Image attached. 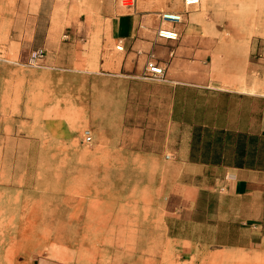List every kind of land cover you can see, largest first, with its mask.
I'll list each match as a JSON object with an SVG mask.
<instances>
[{
  "label": "rangeland",
  "instance_id": "rangeland-1",
  "mask_svg": "<svg viewBox=\"0 0 264 264\" xmlns=\"http://www.w3.org/2000/svg\"><path fill=\"white\" fill-rule=\"evenodd\" d=\"M141 1L120 0L126 12ZM106 2L0 0V264H264V251H185L169 238L167 171L103 137L88 96L93 66L47 64L66 25L105 23L94 9ZM166 2L185 12L184 0ZM205 19L221 27L216 36L264 41V0H214ZM70 35L83 51L96 47ZM39 47L46 56L33 65Z\"/></svg>",
  "mask_w": 264,
  "mask_h": 264
},
{
  "label": "crops",
  "instance_id": "crops-1",
  "mask_svg": "<svg viewBox=\"0 0 264 264\" xmlns=\"http://www.w3.org/2000/svg\"><path fill=\"white\" fill-rule=\"evenodd\" d=\"M121 3L94 9L105 17L101 26L66 25L47 64L93 66L88 96L103 137L167 171L169 238L185 251H264V41L216 36L221 27L195 20L198 10L177 26L179 39L166 40L158 36L168 25L166 0L127 12ZM81 32L96 47L81 50L70 35ZM152 54L165 67L162 78L145 77Z\"/></svg>",
  "mask_w": 264,
  "mask_h": 264
},
{
  "label": "built area",
  "instance_id": "built-area-1",
  "mask_svg": "<svg viewBox=\"0 0 264 264\" xmlns=\"http://www.w3.org/2000/svg\"><path fill=\"white\" fill-rule=\"evenodd\" d=\"M202 0H184L185 12H174L166 11L162 12L161 20L163 24H168L161 27L158 30V36L166 40H177L180 36V31L177 26L185 21V14L189 12L191 8L199 6ZM117 49L122 51L124 49L123 44L117 45ZM46 56V50L44 47H39L35 49L30 56V63L33 65H42V61ZM165 67H163L155 58V55L152 54L146 64V74L145 77L148 78H162L165 75ZM86 141L91 142L93 136L90 130L85 132ZM169 158V155H167Z\"/></svg>",
  "mask_w": 264,
  "mask_h": 264
},
{
  "label": "bare ground",
  "instance_id": "bare-ground-1",
  "mask_svg": "<svg viewBox=\"0 0 264 264\" xmlns=\"http://www.w3.org/2000/svg\"><path fill=\"white\" fill-rule=\"evenodd\" d=\"M124 3V6H127V4L128 3H131V1H123ZM213 3H214V0H202V5H203V10L202 11H200V12H198L197 13V15H196V17H195V20H197L198 22H202L203 21V18H204V16L207 14V11L210 9V7L213 5ZM54 35V34H53ZM217 70H219V69H217ZM223 249V248H222ZM230 249V248H229ZM223 251V250H222ZM224 252V251H223ZM219 253H221L220 251H219ZM218 254V253H217ZM235 254V253H234ZM221 255V254H220ZM240 255V254H239ZM238 255V256H239ZM244 256H246V255H244ZM233 257V256H232ZM240 257H241V255H240ZM239 257V258H240ZM248 258H249V256H248ZM247 261V260H246Z\"/></svg>",
  "mask_w": 264,
  "mask_h": 264
}]
</instances>
